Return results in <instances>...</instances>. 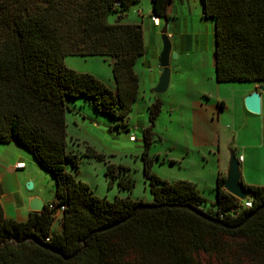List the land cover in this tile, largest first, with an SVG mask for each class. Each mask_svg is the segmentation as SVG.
<instances>
[{
  "label": "trees",
  "instance_id": "16d2710c",
  "mask_svg": "<svg viewBox=\"0 0 264 264\" xmlns=\"http://www.w3.org/2000/svg\"><path fill=\"white\" fill-rule=\"evenodd\" d=\"M140 1L0 0V142L29 150L56 177L51 203L65 205L61 231H53L51 203L27 221L7 218L0 180V264H264V185L244 183L252 203L247 207L224 189L226 173L217 177L216 201H209L195 183L163 180L153 171L149 148L160 99L148 107L151 123L143 130L152 201L101 198L69 169L78 172L83 157L96 159L104 162L110 184L118 179L129 193L136 185L129 167L109 162L105 153L68 148L67 113L68 100L79 97L116 122L133 111L143 28L108 17ZM151 1L153 15L171 18L174 0ZM202 10L214 23L216 80L264 85V0H202ZM67 56L112 58L115 88L67 66ZM32 236L68 256L81 251L66 260Z\"/></svg>",
  "mask_w": 264,
  "mask_h": 264
},
{
  "label": "rangeland",
  "instance_id": "374dc122",
  "mask_svg": "<svg viewBox=\"0 0 264 264\" xmlns=\"http://www.w3.org/2000/svg\"><path fill=\"white\" fill-rule=\"evenodd\" d=\"M125 11L126 9L122 13H111L108 17L109 22H117L118 17ZM65 63L78 72L94 74L109 87L115 88L112 59L99 56H68ZM252 84L255 83L233 82L220 86L201 83L205 90L208 88L207 92L215 99L214 106L217 104L216 109L221 114L220 119L217 114L214 116L216 121H220L219 131L215 136L220 149L195 142L191 129V121L195 117L193 103L184 100L185 94L188 95V99L191 98V94L187 91L184 94L181 90L175 96V83L163 94H157L148 87L146 98L141 96L129 117L120 122L98 112L88 102H84L82 97H79V100H68L70 105V111L67 113L68 148L83 154L87 146H92L98 152L105 153L109 162L129 167V173L135 178L136 185L129 193L119 189L118 179L110 184L112 177L106 174L104 162L96 159L83 157L78 172L73 171L72 166H69V169L77 179L88 183L94 193L101 198L113 200L116 195H120L130 196L134 200L152 201L150 186L143 171V130L151 123L146 108L160 99L161 112L152 128L154 141L149 148V155L154 159L153 171L160 178L167 181L188 180L196 184L201 194L215 196L213 190L215 184L212 185L211 182L218 175L222 165L225 166L230 151L234 150L238 158L242 155L246 159L240 162L243 182L263 185L264 100L260 114L246 109L245 97L260 86L257 84L255 88H250ZM202 100L211 102L207 97H203ZM221 102L227 109H220ZM212 105L208 107L211 108ZM132 135L136 136L137 141L130 140ZM160 155H167L176 163H162L163 158ZM37 165L39 168L27 167L16 173L22 180L24 194H40L39 196L48 204L56 197L57 180L50 171ZM29 183H33L32 189H29ZM53 214L55 215L53 229L56 231L62 226V215L57 211H53Z\"/></svg>",
  "mask_w": 264,
  "mask_h": 264
},
{
  "label": "crops",
  "instance_id": "0c3cea01",
  "mask_svg": "<svg viewBox=\"0 0 264 264\" xmlns=\"http://www.w3.org/2000/svg\"><path fill=\"white\" fill-rule=\"evenodd\" d=\"M152 15V1L141 0L128 8L116 20L121 23L139 24L143 28L145 54L138 59L135 66V70L140 78L139 98L141 96L146 98L148 87H151L152 91L155 92V87L161 76L160 54L162 52L163 42L160 34L162 27H157L154 24ZM202 15V0H174L171 6L168 33L172 43V52L177 53V57H171V79L169 87L175 83V96L181 90L184 94L185 91L191 94L190 99L185 94L186 98L184 100L193 103L195 117L191 121V129L195 142L200 145L219 147L216 143L215 136L217 135V131H219L220 121H216L214 116L217 114V117L220 119L221 114L216 109L217 104L216 107L214 106L216 101L210 95L211 93L207 92L208 88L205 90L201 87V83L220 86L224 83L233 82H218L216 80L214 23L210 19H204ZM112 18L113 21L114 16ZM256 86L257 84L255 83L250 85V88H255ZM203 97H207L211 102H203ZM263 100L264 95L262 92ZM210 104H213L211 108H209ZM146 109L148 112V108ZM224 109H227V106ZM161 157L163 158H160L162 159V163H171L167 155ZM156 160H158V157ZM245 160L244 158L243 161ZM20 162L25 163V168L23 169L27 167L31 169L32 167L39 168L37 167L39 163L34 155L25 147L20 146L14 141L6 143L0 142V180L3 187L1 202L5 216L17 221H27L31 212L29 210L28 200L33 195L31 193L24 194L22 180L16 173L18 170H23L16 168V165ZM228 164L229 159L226 161L225 166L222 165L218 175L226 173ZM218 175L211 182L212 185L215 184L213 187L215 196L211 197L202 194L209 201H216ZM249 184L258 185L254 182ZM51 202L52 200L49 203ZM61 230L62 226L56 231Z\"/></svg>",
  "mask_w": 264,
  "mask_h": 264
},
{
  "label": "water",
  "instance_id": "95a60500",
  "mask_svg": "<svg viewBox=\"0 0 264 264\" xmlns=\"http://www.w3.org/2000/svg\"><path fill=\"white\" fill-rule=\"evenodd\" d=\"M168 30H169V18H163V26L161 29L163 48L160 54L161 76L157 86L155 87V93L157 94H163L167 92V90L169 89L170 79H171L170 61H171V57H177V53L172 52V43L169 37ZM262 92H264V85L259 86L257 90L251 92L249 95L245 97L244 104L248 111L255 114L261 113ZM240 162L241 161L237 157L235 151L231 150L229 156V164L226 171V181L224 182L223 187L225 190H227L228 192H230L240 200L245 201L248 199V192L244 186L243 174L241 171ZM28 187L29 189H32L33 183H29ZM28 201H29V210L31 212H42L46 207L45 201L37 195H33L29 197ZM119 223L120 222L105 226L101 229H98V231L108 230L110 228L117 226ZM26 240L27 239H23V241ZM29 240H32L37 245L49 249L52 252L63 256L64 259L66 260L74 258L81 251L79 250L73 255L68 256L65 255L63 252H61L59 249L44 243L43 241L39 240L36 237L32 236L29 238Z\"/></svg>",
  "mask_w": 264,
  "mask_h": 264
},
{
  "label": "built area",
  "instance_id": "2783aa9c",
  "mask_svg": "<svg viewBox=\"0 0 264 264\" xmlns=\"http://www.w3.org/2000/svg\"><path fill=\"white\" fill-rule=\"evenodd\" d=\"M116 5H120V3L118 2ZM152 21L154 22V24L157 26V27H162L163 26V19L158 17V16H155V15H152ZM130 140L131 141H137V138L135 135H132L130 137ZM240 161H243L244 157L242 155H240L239 157ZM16 168L17 169H23L25 168V163L24 162H20L16 165ZM245 205L247 207H251L252 206V203L249 201V200H246L245 201ZM49 208L52 210V211H57L58 213H60L61 215L64 213L65 211V205H54L53 203H51L49 205ZM49 239L47 238L46 241H48Z\"/></svg>",
  "mask_w": 264,
  "mask_h": 264
}]
</instances>
